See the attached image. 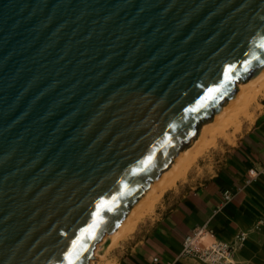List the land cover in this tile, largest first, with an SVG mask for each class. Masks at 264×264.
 Returning <instances> with one entry per match:
<instances>
[{
  "label": "water",
  "instance_id": "95a60500",
  "mask_svg": "<svg viewBox=\"0 0 264 264\" xmlns=\"http://www.w3.org/2000/svg\"><path fill=\"white\" fill-rule=\"evenodd\" d=\"M263 67L264 0H0V264H91Z\"/></svg>",
  "mask_w": 264,
  "mask_h": 264
},
{
  "label": "crops",
  "instance_id": "0c3cea01",
  "mask_svg": "<svg viewBox=\"0 0 264 264\" xmlns=\"http://www.w3.org/2000/svg\"><path fill=\"white\" fill-rule=\"evenodd\" d=\"M263 113L264 93L223 134L217 132L212 144L203 145L185 177L164 189L134 231L101 245L103 258L97 264H208L179 257L185 238L205 225L212 233L202 244L216 239L232 243L245 232V241L235 248L236 263L264 264ZM250 168L258 176L247 183Z\"/></svg>",
  "mask_w": 264,
  "mask_h": 264
},
{
  "label": "bare ground",
  "instance_id": "6f19581e",
  "mask_svg": "<svg viewBox=\"0 0 264 264\" xmlns=\"http://www.w3.org/2000/svg\"><path fill=\"white\" fill-rule=\"evenodd\" d=\"M237 88L239 90L237 98L226 104L223 111L213 119L200 126L197 138L191 145L184 149L180 158L169 168L168 171H166L161 180L154 184L145 198L137 206L131 208L123 225L118 228L115 233L106 234L97 244L94 250V255L97 256V259H92L90 261L91 264H97V262L100 261L101 258L100 254H98V248L107 238H111L115 241L118 238L129 234L135 222L134 217L138 211H141L145 205H152L153 201L159 199L164 189L174 186L179 179L184 178L190 165L195 160L196 156L202 151L203 147L213 143L214 133L219 131L224 132L227 126L235 122L238 114L242 112L246 113L249 103L255 102L258 96L264 93V67L251 79L244 82H238ZM262 117H264V113ZM208 134L210 135V139L205 140Z\"/></svg>",
  "mask_w": 264,
  "mask_h": 264
},
{
  "label": "built area",
  "instance_id": "2783aa9c",
  "mask_svg": "<svg viewBox=\"0 0 264 264\" xmlns=\"http://www.w3.org/2000/svg\"><path fill=\"white\" fill-rule=\"evenodd\" d=\"M258 176L256 168H250L248 171L247 183H252ZM225 200L231 198L229 191L224 192ZM212 233L206 225L195 229L193 234L188 235L183 241V247L179 257H195L208 264H237L234 258L237 244H241L246 239V233L241 232L237 235L235 242H226L222 240H213L208 244H202L201 240ZM157 261L158 258H155Z\"/></svg>",
  "mask_w": 264,
  "mask_h": 264
},
{
  "label": "rangeland",
  "instance_id": "374dc122",
  "mask_svg": "<svg viewBox=\"0 0 264 264\" xmlns=\"http://www.w3.org/2000/svg\"><path fill=\"white\" fill-rule=\"evenodd\" d=\"M239 115V114H238ZM230 126V125H229ZM229 126H227L225 129H227ZM217 133V132H216ZM216 133H214V136H215V134ZM219 133H220V135L221 134H223L224 132H220L219 131ZM207 137H210V135L208 134L207 135ZM206 140V139H205ZM215 140H214V137H213V142H214ZM207 143V142H206ZM205 143V144H206ZM158 201V200H157ZM157 201H153V203H152V205H145L144 207H143V209H141V211L139 210L138 211V213L136 214L137 215V217H136V215H135V217H134V220H135V222H134V224H133V226H132V229H131V231L130 232H132V231H134L135 229H136V225L137 224H139L141 221H143L144 219H146L147 217H148V215L151 213V211L154 209V204L157 202ZM108 239V238H107ZM106 239V240H107ZM106 240L102 243V244H104V243H106ZM112 241H114L113 239H112ZM116 241V240H115ZM114 241V242H115ZM101 244V245H102ZM101 247V246H100ZM99 247V248H100ZM98 248V254H100L99 252V249ZM100 258L102 259L103 258V256H100ZM202 261V260H201ZM204 262V261H203Z\"/></svg>",
  "mask_w": 264,
  "mask_h": 264
},
{
  "label": "snow or ice",
  "instance_id": "6c2138e0",
  "mask_svg": "<svg viewBox=\"0 0 264 264\" xmlns=\"http://www.w3.org/2000/svg\"><path fill=\"white\" fill-rule=\"evenodd\" d=\"M231 67H229L228 69H227V71L228 72H231ZM212 91H216V89H212ZM83 244V241L82 240H74L73 241V245H72V248H73V252H75V249H76V247L78 246V245H82ZM77 258H79L78 257V254H77Z\"/></svg>",
  "mask_w": 264,
  "mask_h": 264
}]
</instances>
